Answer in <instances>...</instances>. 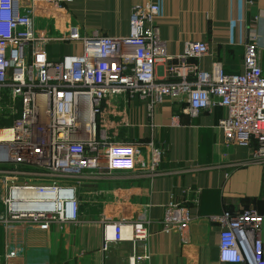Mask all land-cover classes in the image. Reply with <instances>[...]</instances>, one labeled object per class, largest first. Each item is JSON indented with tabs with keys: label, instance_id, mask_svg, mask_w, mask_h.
<instances>
[{
	"label": "crops",
	"instance_id": "1",
	"mask_svg": "<svg viewBox=\"0 0 264 264\" xmlns=\"http://www.w3.org/2000/svg\"><path fill=\"white\" fill-rule=\"evenodd\" d=\"M149 2L159 5L158 33L168 55L180 54L187 41H207L209 52L192 61L209 70L216 60L225 73H241L244 46L253 36L264 72V0H72L63 7L38 9L35 32L57 37L75 26L84 35L95 30L127 35L132 6ZM46 50L57 60L79 53L81 46L52 39ZM166 69L167 62L158 58L156 75L164 77ZM225 114V107L213 105L190 116L183 96L149 105L124 90H111L96 116L98 135L109 142H132L135 168L111 170L103 160L98 172L67 180L78 202L74 221H0V264H125L130 254L144 249L148 259L138 264H242L220 262L221 224L211 217L245 208L264 214V156L253 158L252 144L224 139L217 124ZM147 140L162 150L156 170L140 165L150 158ZM46 180L34 165H0V214L13 189ZM170 202L185 204L191 212L183 236L163 230ZM117 221L145 222L146 240L135 246L111 243L103 250L102 225Z\"/></svg>",
	"mask_w": 264,
	"mask_h": 264
},
{
	"label": "built area",
	"instance_id": "2",
	"mask_svg": "<svg viewBox=\"0 0 264 264\" xmlns=\"http://www.w3.org/2000/svg\"><path fill=\"white\" fill-rule=\"evenodd\" d=\"M71 1L0 0V89H7L20 103L18 115L6 127L10 138L0 141V165H34L47 179V183L23 184L3 199V224L74 221L78 202L67 180L98 172L103 160L111 170L135 168L137 150L132 142H109L98 135L96 116L111 90H124L149 105L183 96L190 116L213 105L223 106L226 114L217 125L224 139L252 144V157L264 156V72L253 36L244 46L243 72L225 73L219 61L213 60L209 70L192 61L209 52L207 41H187L180 54L166 53L155 2L132 6L127 35L113 37L99 30L84 35L75 26L57 37L36 34L38 9L59 8ZM52 39L79 43L81 50L50 59L46 45ZM158 58L167 62L164 77L155 72ZM145 144L150 158L140 165L156 170L162 150L153 140ZM19 190L33 194L18 196ZM30 203L53 207L22 206ZM211 219L221 224L220 262L264 264V214L245 208L236 213L224 210ZM191 220L187 205L170 202L163 230L183 236ZM101 233V247L107 250L111 243L127 241L135 246L145 241L148 229L143 221H117L104 223ZM147 259L144 249L130 254L125 264Z\"/></svg>",
	"mask_w": 264,
	"mask_h": 264
},
{
	"label": "rangeland",
	"instance_id": "3",
	"mask_svg": "<svg viewBox=\"0 0 264 264\" xmlns=\"http://www.w3.org/2000/svg\"><path fill=\"white\" fill-rule=\"evenodd\" d=\"M20 103L7 89H0V129L11 126L19 113Z\"/></svg>",
	"mask_w": 264,
	"mask_h": 264
},
{
	"label": "bare ground",
	"instance_id": "4",
	"mask_svg": "<svg viewBox=\"0 0 264 264\" xmlns=\"http://www.w3.org/2000/svg\"><path fill=\"white\" fill-rule=\"evenodd\" d=\"M10 138V130L7 128L0 129V141L6 140ZM33 194L30 190H24L20 193V195L25 196V195H31ZM52 195V194H50ZM22 206H28V207H53L52 204H44V203H30V204H24Z\"/></svg>",
	"mask_w": 264,
	"mask_h": 264
},
{
	"label": "flooded vegetation",
	"instance_id": "5",
	"mask_svg": "<svg viewBox=\"0 0 264 264\" xmlns=\"http://www.w3.org/2000/svg\"><path fill=\"white\" fill-rule=\"evenodd\" d=\"M5 169H6V170H5V172H6V173H8V174H9V173L11 172V170H8L7 168H5ZM23 174H25V175H26V174H29V173H26V172L24 173V172H23ZM26 183H27V182H25L24 184H26Z\"/></svg>",
	"mask_w": 264,
	"mask_h": 264
}]
</instances>
